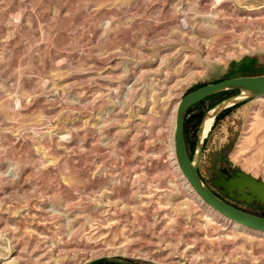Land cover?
Listing matches in <instances>:
<instances>
[{"label":"rangeland","instance_id":"obj_1","mask_svg":"<svg viewBox=\"0 0 264 264\" xmlns=\"http://www.w3.org/2000/svg\"><path fill=\"white\" fill-rule=\"evenodd\" d=\"M255 75L264 0H0V264H264V233L201 202L175 150L186 94ZM240 96L189 113L192 158ZM200 175L264 216V97L216 115Z\"/></svg>","mask_w":264,"mask_h":264},{"label":"water","instance_id":"obj_2","mask_svg":"<svg viewBox=\"0 0 264 264\" xmlns=\"http://www.w3.org/2000/svg\"><path fill=\"white\" fill-rule=\"evenodd\" d=\"M236 91L242 93L241 99L232 98L226 102L211 109L215 116L223 111L236 106L238 103L248 100L264 97V75L241 76L229 78L217 83L207 84L198 87L186 94L178 104L175 119V150L179 166L187 182L208 207L220 214L221 216L235 222L243 227L264 233V216L252 214L244 211L231 203L220 198L203 180L200 175V164L203 156L204 120L198 131L197 151L194 158L188 148L185 136V118L188 110L199 103L223 92Z\"/></svg>","mask_w":264,"mask_h":264},{"label":"bare ground","instance_id":"obj_3","mask_svg":"<svg viewBox=\"0 0 264 264\" xmlns=\"http://www.w3.org/2000/svg\"><path fill=\"white\" fill-rule=\"evenodd\" d=\"M241 98H243L242 96L240 97V98H238V99H241ZM177 108H178V105L176 106ZM175 107V108H176ZM175 111V110H174ZM176 112H177V110H176ZM214 116H215V112L214 111H212L207 117H206V119H205V121H204V127H205V129H204V132H203V135H202V139H205V137L208 135V133L210 132V130H211V128H212V126H213V121H214ZM176 119V118H175ZM187 181V180H186ZM188 183V182H187ZM188 185L190 186V184L188 183ZM190 189H191V191H193L195 194H197L194 190H193V188L190 186ZM197 197L200 199V201L201 202H204L200 197H199V195L197 194ZM220 215V214H219ZM223 217V216H222ZM225 218V217H224ZM227 219V218H226ZM229 220V219H228ZM235 223V222H234ZM237 224V223H236ZM262 233V232H261Z\"/></svg>","mask_w":264,"mask_h":264},{"label":"trees","instance_id":"obj_4","mask_svg":"<svg viewBox=\"0 0 264 264\" xmlns=\"http://www.w3.org/2000/svg\"><path fill=\"white\" fill-rule=\"evenodd\" d=\"M234 93H236V91H227V92L220 93V94H218V95H226V94H234ZM204 102H206V100L203 101V102H201V103H199L198 105L192 107L191 109H189V110H188V113H187V115H186V118H187V116L189 115V113H190L194 108H196L197 106L202 105ZM186 118H185V124H186ZM201 122H202V121H201ZM201 124H202V123H201Z\"/></svg>","mask_w":264,"mask_h":264},{"label":"flooded vegetation","instance_id":"obj_5","mask_svg":"<svg viewBox=\"0 0 264 264\" xmlns=\"http://www.w3.org/2000/svg\"><path fill=\"white\" fill-rule=\"evenodd\" d=\"M219 196V195H218ZM220 197V196H219ZM221 198V197H220Z\"/></svg>","mask_w":264,"mask_h":264},{"label":"built area","instance_id":"obj_6","mask_svg":"<svg viewBox=\"0 0 264 264\" xmlns=\"http://www.w3.org/2000/svg\"><path fill=\"white\" fill-rule=\"evenodd\" d=\"M228 220V219H227Z\"/></svg>","mask_w":264,"mask_h":264}]
</instances>
